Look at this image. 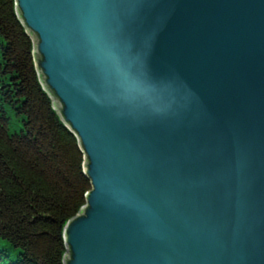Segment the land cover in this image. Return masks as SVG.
<instances>
[{"label":"water","instance_id":"water-1","mask_svg":"<svg viewBox=\"0 0 264 264\" xmlns=\"http://www.w3.org/2000/svg\"><path fill=\"white\" fill-rule=\"evenodd\" d=\"M90 179L63 264H264V0H14Z\"/></svg>","mask_w":264,"mask_h":264},{"label":"trees","instance_id":"trees-1","mask_svg":"<svg viewBox=\"0 0 264 264\" xmlns=\"http://www.w3.org/2000/svg\"><path fill=\"white\" fill-rule=\"evenodd\" d=\"M82 161L38 81L14 0H0V264H63L62 226L91 190Z\"/></svg>","mask_w":264,"mask_h":264}]
</instances>
